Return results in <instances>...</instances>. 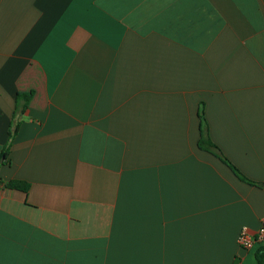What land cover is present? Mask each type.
I'll list each match as a JSON object with an SVG mask.
<instances>
[{
  "label": "crops",
  "instance_id": "obj_1",
  "mask_svg": "<svg viewBox=\"0 0 264 264\" xmlns=\"http://www.w3.org/2000/svg\"><path fill=\"white\" fill-rule=\"evenodd\" d=\"M0 264H257L264 0H0ZM22 181L28 191L5 183Z\"/></svg>",
  "mask_w": 264,
  "mask_h": 264
},
{
  "label": "trees",
  "instance_id": "obj_2",
  "mask_svg": "<svg viewBox=\"0 0 264 264\" xmlns=\"http://www.w3.org/2000/svg\"><path fill=\"white\" fill-rule=\"evenodd\" d=\"M29 97H30V94H18L17 95L16 107H15L14 113L12 115V119H11V122H10V125H9V129H8L7 142H6V145L4 146L2 152L0 153V165H3L4 163L7 162V157H8V154H9V148H10V145H11V141L14 138V136L16 135L18 127H19V124H20L19 117L27 109L28 102H29ZM199 118H200V126H201L202 135L200 137V140L198 141V147L200 149H202V150L210 151L211 153H213L222 162H224L231 169H233L235 174L237 175V177L241 181H243L245 183H248V184L258 185V186H261V187L264 186L263 184H257V183L250 182L249 180H247L246 178L241 176L239 174V172H237V170L234 167H232L226 161V159L219 152L218 148L216 146H214L209 141L208 137L203 136V130H202L203 117H202L201 112L199 114ZM5 187H7L9 189H18V190H21L23 192H27L28 188H29V185L26 182H22V181H9V182L5 183ZM255 257H256L257 264H264V246H262V247H260V248H258L256 250Z\"/></svg>",
  "mask_w": 264,
  "mask_h": 264
},
{
  "label": "built area",
  "instance_id": "obj_3",
  "mask_svg": "<svg viewBox=\"0 0 264 264\" xmlns=\"http://www.w3.org/2000/svg\"><path fill=\"white\" fill-rule=\"evenodd\" d=\"M264 240V218L261 221V225L254 233L248 229L243 228L237 237L238 246L244 250H250L255 244H259Z\"/></svg>",
  "mask_w": 264,
  "mask_h": 264
}]
</instances>
